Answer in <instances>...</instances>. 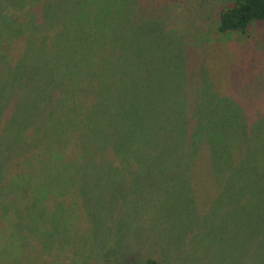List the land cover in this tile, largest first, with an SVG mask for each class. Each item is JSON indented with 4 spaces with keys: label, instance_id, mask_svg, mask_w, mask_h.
I'll return each instance as SVG.
<instances>
[{
    "label": "rangeland",
    "instance_id": "obj_1",
    "mask_svg": "<svg viewBox=\"0 0 264 264\" xmlns=\"http://www.w3.org/2000/svg\"><path fill=\"white\" fill-rule=\"evenodd\" d=\"M130 1L127 11L133 29L140 31L125 38L134 49L125 60L119 50L110 57L109 71L118 79L106 83L107 93L100 92L98 72L91 69L82 84L73 82L64 94L63 80L54 92L47 85L48 77L65 78L48 68L57 59V30L82 22L85 3V14L93 13L95 23L103 22L102 9L117 13L121 4L0 0V82L4 73L10 76L6 92L0 93V183L6 181L0 203L24 205L36 186L41 195L53 188L34 201L37 228L24 225L23 209L15 206L18 214L10 211L5 217L0 210V264H143L149 258L160 264H264V156L253 168H234L244 157L241 138L210 136L207 130V121L231 119L205 113V101L213 96L218 104L240 99L249 123L264 116V22L252 23L244 33H220L219 12L232 0ZM26 5H34L42 24L38 37L48 66L21 58L37 34H21L29 30L23 23ZM46 5L47 22L40 19ZM25 61L29 68L15 69ZM15 77L24 87L35 77L34 89L26 92L29 99L18 96L25 88L13 89ZM116 79L124 89L116 88ZM52 99L80 110L87 104L96 116L90 117L93 136L80 133L90 118L82 119L78 134L67 138L66 149L59 148L62 156L54 160L46 151V131L32 132L29 124L11 117L15 110ZM181 116L187 118L185 128ZM35 141L41 150L38 155L30 150L32 160L22 167L28 173L16 174L13 167L3 181L7 162ZM257 143L264 150V143ZM241 171L251 180H241ZM26 181L36 183L29 188Z\"/></svg>",
    "mask_w": 264,
    "mask_h": 264
},
{
    "label": "trees",
    "instance_id": "obj_2",
    "mask_svg": "<svg viewBox=\"0 0 264 264\" xmlns=\"http://www.w3.org/2000/svg\"><path fill=\"white\" fill-rule=\"evenodd\" d=\"M19 2L20 0H16ZM24 2H27L29 0H22ZM35 2V0H34ZM107 2L104 1L103 4ZM120 3V7L118 9L117 13H110L107 11L101 10L100 14H104L101 23H95L94 22V14H85L86 8H88V3H85V5H82L81 8L83 13L82 16V22H75L70 21V25L64 26L57 30V45H54L56 53L54 54L57 59H55L54 63H51L50 66L47 65V58L46 55L42 52L44 50L41 45V41H39L40 29L42 27V24L38 22L39 17L34 13L36 10L33 9L34 5H31L29 8L28 5L25 6L26 10L23 14V18L26 23V26L29 27L28 31L21 32L22 35L26 32H31L36 35H34L35 41H27L28 43L25 45L22 57L23 59L30 62L31 65H47L49 68V71L54 70L58 71L57 75L62 72L64 73L65 78L60 74L59 76H56L55 78H49L47 85L48 88H51V92H54V90L59 89L60 90V82L63 80L65 82L64 88L67 87V91H63L64 94L69 93L73 86V82H78L79 84H82L86 79V75L91 69L94 71L95 76H97L98 83L100 86V92L104 89V87L107 85L106 83H109L116 77V75L109 71V63H110V57H115V52L119 50V53H121L123 59L125 60V56L127 52L133 51V45L132 41L127 40L125 38L132 35V37H136L137 34L140 31V28L137 27L133 29L134 24L133 20L130 17L129 12L127 9H129L130 0H114V4ZM36 3V2H35ZM127 3V4H125ZM113 4V6H114ZM124 4V5H123ZM92 6V5H91ZM122 6V9H121ZM90 7V6H89ZM104 7H108L107 5H104ZM48 6H43L40 10V19L43 17V20L45 22L48 21L49 16L46 14L48 13L47 10ZM22 12V10H21ZM80 13V14H81ZM111 23H110V22ZM121 21V22H120ZM123 21V22H122ZM130 24V26H127L125 23ZM146 22V21H145ZM254 22H264V0H232V2L225 7H223L219 12V21L217 24V31L220 33H229V32H241L244 33L249 25H251ZM87 23L89 25H87ZM98 24L99 26H95ZM10 26L14 27L13 23H10ZM9 29V24L8 28ZM39 29V30H38ZM42 38V36H40ZM40 46V47H39ZM31 51V54L29 52ZM6 52V49H5ZM70 56L68 55V53ZM67 53V54H66ZM74 58H79V61L74 62ZM17 60V58H16ZM69 60V61H68ZM69 63L73 64V68L70 69ZM106 63L105 67L104 64ZM30 64L26 61L17 63L15 65L16 70H20L21 66L22 68H29ZM58 64L61 66L59 67ZM81 64L86 65V68L82 67ZM98 68V70H97ZM97 70V71H96ZM24 71V70H23ZM39 71V70H38ZM78 73H75V72ZM10 76H6L4 73V79L0 82V93L6 92V84L9 80ZM33 78L32 83L28 84L26 87H24L19 80L15 77V83L13 85V89H22L25 88L22 92L18 94V96L22 99H29V97L26 96V92L32 87L34 84L35 77ZM64 78V79H63ZM118 79V77H116ZM117 86L118 89H124L123 83H121L119 80H117ZM131 81V79H130ZM134 81V79H133ZM30 87V88H29ZM69 87L71 89H69ZM34 89V88H31ZM84 91V89L82 90ZM107 93L106 90H103ZM47 89V93H48ZM62 92V94H63ZM217 92H219L217 90ZM220 93V92H219ZM61 94V95H62ZM124 91L122 93L121 99L125 100L126 97L124 96ZM2 95L0 96V98ZM106 97V96H105ZM31 98L36 100L34 96L31 95ZM64 98L60 97L59 99ZM1 100V99H0ZM69 100V97L64 99ZM216 97H209L206 99V107L205 110L206 117L213 118L216 117L219 113L222 114L223 117H228L231 120H221L219 122H212L207 121V130L210 133V136L215 135L216 133H221L222 135H229V136H239L241 138V144L245 147L244 150V157L240 160L239 164L235 166L234 168H253L255 165H258V160L260 156H264V150L260 148V144L257 142L264 143V116L259 115L254 123H249L247 117L244 115V108L242 105L245 103L241 100L237 99V102L234 100L232 101H226L221 102L220 104L217 103ZM61 102V101H60ZM46 103V104H45ZM44 105H37L33 106L32 109L26 107L23 108V111L15 110L13 112V115H11L12 119L16 118L17 123H27L28 128L31 129L32 132L37 133V131L45 130L47 133V137L45 139L46 145V151H49V154L51 159H56L59 156H62V153H59V148L61 146H64L66 149V142L67 138L78 134V122H80L82 119H89L90 117H96L95 115H90V107L87 106V104L82 105L83 109H76V104H72L69 106H59L55 103V100L47 101ZM51 103V104H50ZM63 103V102H62ZM128 104V103H127ZM61 105V104H60ZM51 106L48 110L46 107ZM81 106V107H82ZM86 106V107H85ZM130 106V105H129ZM73 107V108H72ZM74 108L76 110H74ZM79 108V107H78ZM131 108V106H130ZM246 110V109H245ZM20 112H22L20 114ZM43 113H46V115H43ZM179 113L181 114V109L179 110ZM18 115L20 117L18 118ZM94 120L91 118L88 120V122H85L82 126V130H79L82 136H89L87 134L91 131L90 136H93V132H95V128L93 125ZM186 119H183L181 116V122L180 127L185 128L186 127ZM44 122V123H43ZM179 128H177L178 130ZM255 135V138L253 137V134ZM83 139V138H82ZM254 139V140H253ZM253 140V142H252ZM86 144H88L87 139L85 138ZM32 143V140H31ZM212 145L211 152H215L214 147V141L212 138L209 139L207 142ZM33 148L36 149L37 155L39 154V151L41 150V145H39L36 141L34 146L30 144V146L23 150L21 152V155L17 157L15 161L7 162L9 165V168L3 172L1 175L2 180H6L5 176H7L10 173V170L14 167L17 168L16 174L22 173L23 171L27 174L29 170H26L27 168H22L25 164L26 159H31L32 156H29L30 150ZM248 148V149H247ZM64 149V150H65ZM35 154V155H36ZM225 159V155L220 152V164L223 168V161ZM81 162V159H77V161ZM4 166L2 163L0 165ZM250 174L253 175V171L250 170ZM23 176V175H22ZM260 180H263V178L259 177ZM240 179L243 181H249L251 179L247 178L246 172L241 171L240 173ZM255 179V177H254ZM1 180V181H2ZM256 181V180H255ZM259 186H262L260 182L256 181ZM28 187L30 188L35 183H32L31 181H26ZM0 196H2L4 193L3 189L6 188V181L4 183H0ZM3 186V188H2ZM37 187V186H36ZM35 187V188H36ZM33 188V187H32ZM35 190V194L31 193L30 196H27V204H17L12 203L9 204H2L0 203V210L3 214L2 216H8L10 214V211L12 214L17 215V209L16 207L23 209L25 214L20 213L21 215H25L24 219V225L30 226L33 225L35 228H37V217L32 214V207L34 205V201L38 202V199H45L47 197V194H49V189H53L52 187L47 188V193L41 195L38 193V191ZM3 193V194H2ZM55 193V190H54ZM37 196V199L35 197ZM6 196V194L4 195ZM31 200V201H30ZM16 206V207H15ZM35 206V205H34ZM54 206V205H53ZM40 212H47L46 209L42 208ZM70 212V211H69ZM73 215L74 212H71ZM51 214L53 212L51 211ZM71 219V216H70ZM70 221H67V224L70 225ZM18 231V229H17ZM143 264H160L158 261L154 259H147Z\"/></svg>",
    "mask_w": 264,
    "mask_h": 264
}]
</instances>
